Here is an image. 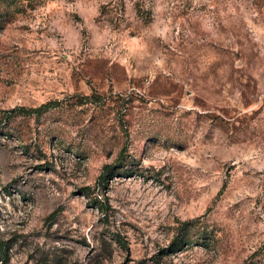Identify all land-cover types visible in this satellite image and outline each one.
Listing matches in <instances>:
<instances>
[{"label":"rangeland","instance_id":"374dc122","mask_svg":"<svg viewBox=\"0 0 264 264\" xmlns=\"http://www.w3.org/2000/svg\"><path fill=\"white\" fill-rule=\"evenodd\" d=\"M0 247L264 264V0H0Z\"/></svg>","mask_w":264,"mask_h":264},{"label":"trees","instance_id":"16d2710c","mask_svg":"<svg viewBox=\"0 0 264 264\" xmlns=\"http://www.w3.org/2000/svg\"><path fill=\"white\" fill-rule=\"evenodd\" d=\"M109 169H111V166H107V167L104 168V173H103L102 176H100V178H99V182H102V181L105 179V173H106ZM81 191H82V193H83V192H86V191H89V188H84V189H82ZM121 246H122L123 248L127 249V248L124 246L123 243H121ZM176 249H177V246L174 247V250H176ZM6 260H7V253H6V251H5V249H4L3 247H2V248L0 247V262H1L2 264H4V263L6 262Z\"/></svg>","mask_w":264,"mask_h":264},{"label":"clouds","instance_id":"9594fccd","mask_svg":"<svg viewBox=\"0 0 264 264\" xmlns=\"http://www.w3.org/2000/svg\"><path fill=\"white\" fill-rule=\"evenodd\" d=\"M167 31H168L167 28H158L156 34L160 36L161 38H166Z\"/></svg>","mask_w":264,"mask_h":264}]
</instances>
